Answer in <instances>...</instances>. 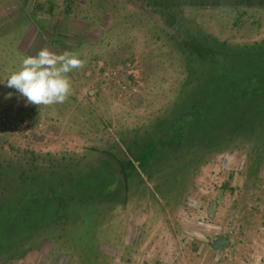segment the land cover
Returning a JSON list of instances; mask_svg holds the SVG:
<instances>
[{"label": "rangeland", "instance_id": "rangeland-1", "mask_svg": "<svg viewBox=\"0 0 264 264\" xmlns=\"http://www.w3.org/2000/svg\"><path fill=\"white\" fill-rule=\"evenodd\" d=\"M48 1L74 0H0V162L11 166L8 177L26 179L41 200L53 197L48 190L52 185L55 195L75 198L66 209L51 198L50 210L59 208L65 216L55 222L45 217L43 223V217L33 218L28 223L34 229L23 236L27 254L5 264H264V116H249L239 127L236 107L249 113L258 98L247 99V109L245 103H232L231 94L214 89L211 98L220 107L231 103L214 114L210 130L197 133L201 139L192 144L196 147L186 144L181 152L171 148V155L165 153L170 159L148 165L151 178L140 167L137 173L121 174L133 159L127 147L138 142L132 150L143 155V143L166 134L183 103L194 98L195 84L221 75L222 56L233 58V69L241 64L251 74L264 72L255 56L264 52V22L238 26L244 31L235 39H215L202 31L207 17H196L191 37L198 47L183 43L189 41L179 22L158 23L162 34L142 23L147 37L125 46L129 32L115 28L130 27L144 15H127L116 25L125 9L105 1L117 0H93L104 1L106 8L95 4L91 20L100 23L87 25L86 37L96 45L91 47L88 38L74 41L86 55H78L82 67L67 74L70 93L63 103L34 105L5 84L25 56L45 47L57 54L73 50L56 48L48 27L40 23L42 13L48 14ZM75 2L78 12H84L88 0ZM73 8L60 6L61 14H72ZM107 15L109 25L101 22ZM128 20L132 24L125 26ZM119 44L124 46L118 47L120 55L106 50ZM197 49L205 52L200 58L191 56H198ZM263 79L250 83L264 86ZM259 102L264 107V97ZM184 132L194 136L188 123ZM80 176L107 181L110 187L84 192V186L67 182ZM20 191L34 195L0 183V204Z\"/></svg>", "mask_w": 264, "mask_h": 264}, {"label": "trees", "instance_id": "trees-1", "mask_svg": "<svg viewBox=\"0 0 264 264\" xmlns=\"http://www.w3.org/2000/svg\"><path fill=\"white\" fill-rule=\"evenodd\" d=\"M186 39L189 42H183V40L182 42L190 44L191 47L192 44L197 47L199 46V42L194 37H189ZM182 42L180 44H182ZM224 45L225 43H223L222 46ZM214 46L216 47V45L212 44V48H215ZM204 53L205 52H203L202 50H199L198 56H191L200 58ZM206 53L210 55L211 50H206ZM228 56H222V59L220 60V63H222L221 65L225 67L224 69H222V72L220 71L221 75H217L215 78L210 77L206 84L199 86H196L195 84L193 90L197 87L198 91L195 90L193 95L194 98H191L187 102L183 103V107L180 110L181 115L177 117L176 120H174L173 124L170 126V129H168V132L166 134L161 133V135L152 138L149 142L143 143V147L145 146L141 149L143 155H137L132 150V148L134 149L136 145H140L138 142H134V144L127 147V150L132 155L133 159L128 161L126 165H121V174H125L128 176L132 173H137V168L140 167L146 172L147 176L151 178L152 174L148 169V165L154 164L155 161L157 162L161 160L163 162L164 160L170 159L169 157L165 156V153L168 152L171 155V153L169 152L171 148L175 152H181L186 150V148L183 147L186 144H195V140L201 139V137L199 139V135L197 133L204 128L206 130H210V128H212L213 126L212 124H214L213 122L216 121L214 114L218 112V110H223L222 112H225L226 107L230 105L231 101L232 103L234 101L237 103H245L248 109L249 104L246 101L247 99L254 97L259 99L257 100L254 98L253 101L255 102V105L254 107H252L253 103L250 104L249 113H245V111L247 110L240 109L241 107L236 104L238 114L239 116H241L239 127L243 126L245 120L249 116V118H252L253 115L260 117V115L263 114L264 116V107L261 106L262 102H259L264 97V86H253L252 83H250L255 77H264V72L257 71L256 73L251 74L252 72H246L244 70L246 68L241 69L240 67L243 66L241 64H239L240 67H238V69H233L231 66L233 58L229 59ZM255 56L256 61H262L264 64V52H260ZM211 59L214 58L211 57ZM250 65L251 63H246L245 66L250 67ZM217 88L221 89L223 93H229L232 96V100L222 102L221 107L218 104V102L220 101H217L216 98H214V100H212L211 98L213 90ZM257 103L258 105L256 106ZM203 118H205V120H203ZM223 119L224 118H222V121ZM186 123H188L191 127V131L194 133V136L190 137V132L188 134H185L184 127ZM214 129L215 126L213 130ZM186 136H188L189 138L187 139ZM192 146L196 147L195 145ZM137 162L139 163V166L136 165ZM163 165L165 164L163 163ZM11 169L12 168L10 165H3L0 162V183H4L7 188L10 187L14 189L16 193L19 192V190L23 189L32 192L30 186L26 185V179L21 180L13 177L11 179V177L7 176V173H9ZM67 182H69V184H72L71 186H74V188L78 186H84V192L90 188H93L92 186H100V193L104 192L107 188L110 187L107 181L94 183L90 179H84V176H80V180H75V182H73L72 180H69ZM166 186L168 185L166 184ZM52 187L48 190L53 193V197L51 196V194H49L45 198V200L37 198L35 192H32V194H34L33 199V196H29V193H25L23 195V193L20 191V196L18 194H13L11 195V198H9V200H6L2 204H0V264L12 262V260L19 258L20 256H25L27 254V244L23 236L26 235V233H29V231L32 232V230L34 229L28 223L33 220V218L38 217L40 219L41 217H43V219H41L43 223L44 221H46L45 217H49V220L55 222L57 219L65 216L59 213V208L62 207L63 209H66L68 206V200H71V198H75V196L68 195V197H66L67 193H65V195L61 194V196L55 195L56 189ZM56 197L58 198L57 203H59V205L61 206H58V209L55 208L54 211H51V198L56 201ZM8 203L11 204H9V207H7L6 211H3L4 205Z\"/></svg>", "mask_w": 264, "mask_h": 264}, {"label": "crops", "instance_id": "crops-1", "mask_svg": "<svg viewBox=\"0 0 264 264\" xmlns=\"http://www.w3.org/2000/svg\"><path fill=\"white\" fill-rule=\"evenodd\" d=\"M75 1L76 0L64 3L48 1V14L42 13L40 23L45 27H48L49 33L51 34L49 35L50 41L54 40L53 43L56 48L57 46H59L61 50L72 48L73 50H71V52H74L77 55H86V53L80 51V48L74 43L75 40L88 38L87 41L90 42L89 45L91 47L96 45V41L90 40L92 37H86L88 36L86 33L87 25L100 23L98 20H91L94 15L93 12H95V10L92 12L95 8V4L98 8L101 4L103 8H106L105 3L108 5L114 3L118 4L121 8H124L125 11L119 13L116 18V25H120V21H123L124 23V21L127 20V15H129V18L131 17L130 15H135L137 13H139L138 15H144L142 21L135 20V25L134 23L132 24L131 20H128L124 25L127 26L128 24H132L130 27L128 26L125 28L120 26V29L119 27L115 28V30L119 32H129L128 39L124 43L125 46L135 39L142 40L146 38L147 30H156L155 32H158L157 27H161L163 32L164 29L158 23L169 24L179 22L183 25V35L186 38H189L191 37V33H194L195 31L194 21L196 20V17L200 20L207 17V22L203 25L202 31H207L206 33L210 34V36H213L215 39H235L236 35H240V31H244L243 29H245L246 24L264 22V0H121L120 3H118L117 0L115 2L105 1V3L103 1L101 4L100 2L88 0L85 10L81 14L78 12L79 3ZM63 5H67V9L69 10L74 7L73 13L62 15L60 6ZM75 11L76 13L74 14ZM72 15L78 17L74 18ZM110 15L103 16V21L101 22H103V24L106 23V20L110 22ZM176 15L183 17H177L178 20L176 21ZM142 23H145V28L147 30L141 28L140 24ZM106 24L109 25L110 23ZM238 26H242L243 29ZM68 31L71 32V35H69ZM63 32H66L67 34H64ZM78 33L80 34L77 37ZM91 33L92 30H90L89 35ZM158 33L162 34L161 32ZM166 34L172 36L170 33ZM166 34L164 35L166 36ZM156 38H158V36H156ZM60 39L70 42L63 44L64 42H61ZM133 45L135 46V44ZM118 47L124 46L122 44L114 45L112 47L111 45H108L107 48H105L107 51H110L112 48V50L118 51L120 55Z\"/></svg>", "mask_w": 264, "mask_h": 264}, {"label": "clouds", "instance_id": "clouds-1", "mask_svg": "<svg viewBox=\"0 0 264 264\" xmlns=\"http://www.w3.org/2000/svg\"><path fill=\"white\" fill-rule=\"evenodd\" d=\"M83 63L76 53L57 54L45 47L35 55L25 56L19 68L9 74L5 85L15 89L29 104L63 103L71 90L67 74Z\"/></svg>", "mask_w": 264, "mask_h": 264}]
</instances>
